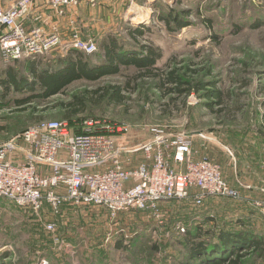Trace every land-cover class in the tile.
I'll return each mask as SVG.
<instances>
[{
  "label": "rangeland",
  "instance_id": "obj_1",
  "mask_svg": "<svg viewBox=\"0 0 264 264\" xmlns=\"http://www.w3.org/2000/svg\"><path fill=\"white\" fill-rule=\"evenodd\" d=\"M130 6L127 19L119 23L117 16L110 28L130 44L161 47L157 65L174 70L183 81L180 88L174 83L159 88L158 77L137 79L130 66L97 80L76 79L41 104L21 110L3 108L1 102L27 92L0 85V139L17 137L40 121L80 123L102 116L130 125L125 145L131 148L145 144L153 127L187 132L209 142L212 159L221 163L225 178L243 198L209 199L200 214L191 212L187 201H165L160 225L140 213L116 218L96 208L36 213L0 199V264H200L191 257L190 241L195 238L212 249L222 230L244 232L259 243L246 249L239 264H264V215L256 204L264 200V0H134ZM161 8L188 26L177 29L173 22L168 27L158 19ZM140 26L147 31L145 38L134 42L128 28ZM68 50L58 48L37 62L65 69ZM86 59L100 63L102 50ZM25 65L24 59L6 63L0 52V77L11 68L31 81ZM212 89L221 96L206 95ZM141 155L136 154L139 160ZM51 222L55 232L48 229ZM123 230L133 236L140 230L143 236L125 246Z\"/></svg>",
  "mask_w": 264,
  "mask_h": 264
},
{
  "label": "built area",
  "instance_id": "obj_2",
  "mask_svg": "<svg viewBox=\"0 0 264 264\" xmlns=\"http://www.w3.org/2000/svg\"><path fill=\"white\" fill-rule=\"evenodd\" d=\"M35 1L0 0V51L6 63L40 57L61 47L85 55L99 51L97 41L84 38L74 20L47 31L37 24L42 18L39 15L36 24L28 28L26 20ZM43 1L59 18L82 4L95 7L99 2ZM151 132L145 144L131 148L125 145L130 125L106 116L80 123H35L17 137L0 139V199L36 213L50 208L60 214L65 206L102 209L113 218L140 213L145 221L160 225L165 201H187L191 212L200 214L209 199L243 198L225 178L221 163L202 154L192 135L173 134L159 126ZM139 152L143 153L140 160ZM256 204L264 215V200ZM48 229L55 232L56 224L49 223ZM123 232L125 240L133 237Z\"/></svg>",
  "mask_w": 264,
  "mask_h": 264
},
{
  "label": "trees",
  "instance_id": "obj_3",
  "mask_svg": "<svg viewBox=\"0 0 264 264\" xmlns=\"http://www.w3.org/2000/svg\"><path fill=\"white\" fill-rule=\"evenodd\" d=\"M162 11V8H161ZM159 18L166 22L170 27L171 23H175L177 29L188 26L187 23L179 21V19L170 11H162ZM145 27L128 28L131 39L137 42L138 39L145 38ZM103 53V59L100 63H89L85 60V54L81 51L70 49L66 56L68 67L62 70H51L50 66L39 64L38 57H27L25 67L31 73L33 80L29 81L27 77H19L14 69H9L5 77H0V85L6 87L15 86L18 91H26L24 97H16L12 101H2L3 108H10L16 105L21 110L29 109L32 104H41L48 100L51 96L58 94L64 87L76 79L86 78L89 80H97L108 74L120 73L123 68L134 66L136 70V78H155L158 77V87L163 88L170 83L176 84L177 88L183 84L175 71L165 72L157 65L158 61L163 57L161 47L152 44L134 45L130 42L121 41L115 34L108 33L100 43ZM98 53V52H97ZM96 54V53H95ZM93 65V66H91ZM130 83H127L129 85ZM199 85L198 88H202ZM39 91H37V89ZM172 90V89H170ZM120 87H116L113 95L118 96ZM5 95V94H4ZM208 96L220 97L218 90L212 89L206 92ZM212 106V102L209 101ZM137 231V234L128 240H120L125 246L132 245L133 241L139 239L143 234ZM218 235V244L212 249L205 247V243L198 242L195 238L190 241V250L192 259L199 260L200 264H239L241 258L245 255L246 249L251 246H257L259 243L252 238H248L246 233H231L228 231H220ZM245 250V251H243Z\"/></svg>",
  "mask_w": 264,
  "mask_h": 264
},
{
  "label": "crops",
  "instance_id": "obj_4",
  "mask_svg": "<svg viewBox=\"0 0 264 264\" xmlns=\"http://www.w3.org/2000/svg\"><path fill=\"white\" fill-rule=\"evenodd\" d=\"M129 3H131V0H99L97 6L95 7H92L88 4H82L76 9L69 11L65 17L59 18L54 15V13L48 8L43 0H36L32 13L27 17L26 25L28 26V28H32V26L36 24L35 18L41 15L42 18L38 22L36 21L37 24L44 27L47 31H52L55 28H58L60 25H68L70 20H74L76 23V27L80 31V34L84 38L95 39L99 45L100 50L101 40L108 33L114 34L110 26L116 24L117 16L119 17V23L123 18L125 20L127 19L128 9H131V6L129 7ZM101 27H104L103 31ZM118 38L126 43L129 42L128 40L121 37ZM129 38L131 39V37ZM195 142L197 148L202 151V154H206L211 157L209 150L210 145L207 140L196 139ZM203 145H205L206 147H203ZM261 190L264 191V188ZM252 196L255 197V195ZM254 199L257 198H252V200ZM64 208H70L73 213L83 212V210L75 209L70 206H65Z\"/></svg>",
  "mask_w": 264,
  "mask_h": 264
}]
</instances>
